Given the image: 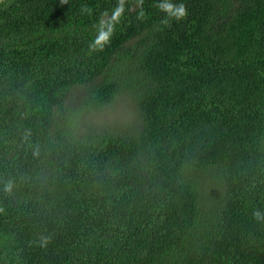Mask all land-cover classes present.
<instances>
[{
    "label": "trees",
    "instance_id": "16d2710c",
    "mask_svg": "<svg viewBox=\"0 0 264 264\" xmlns=\"http://www.w3.org/2000/svg\"><path fill=\"white\" fill-rule=\"evenodd\" d=\"M158 2L0 0V264H264V0Z\"/></svg>",
    "mask_w": 264,
    "mask_h": 264
},
{
    "label": "clouds",
    "instance_id": "9594fccd",
    "mask_svg": "<svg viewBox=\"0 0 264 264\" xmlns=\"http://www.w3.org/2000/svg\"><path fill=\"white\" fill-rule=\"evenodd\" d=\"M67 0H61V4H66ZM137 6L141 7L139 17H144V12L142 10L143 0H136ZM156 7L161 13H163V19H161L160 24L164 27L170 25L171 21H182L188 15L187 7L184 3H174L173 0H159ZM92 10L87 6L81 7L82 14L91 15ZM125 12V0H118V3L111 12H103L95 25V36L92 42L89 44L90 51H103L105 46L108 45L113 37L116 26L119 23L121 17ZM12 181H8L4 186V191L11 194L13 191ZM252 218L257 223H264V210L260 208H254L252 210ZM41 246H46L49 243V237H40Z\"/></svg>",
    "mask_w": 264,
    "mask_h": 264
},
{
    "label": "rangeland",
    "instance_id": "374dc122",
    "mask_svg": "<svg viewBox=\"0 0 264 264\" xmlns=\"http://www.w3.org/2000/svg\"><path fill=\"white\" fill-rule=\"evenodd\" d=\"M132 100V97L128 94L119 95L112 104L92 114L91 123L97 128L111 131L109 128L115 129L121 125L127 126L139 121V115ZM118 130L121 129L114 131Z\"/></svg>",
    "mask_w": 264,
    "mask_h": 264
}]
</instances>
